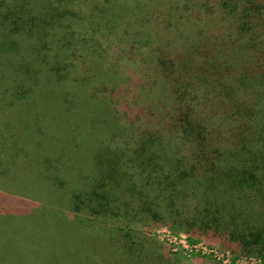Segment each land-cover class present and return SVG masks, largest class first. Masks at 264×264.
Returning a JSON list of instances; mask_svg holds the SVG:
<instances>
[{
  "label": "trees",
  "instance_id": "trees-1",
  "mask_svg": "<svg viewBox=\"0 0 264 264\" xmlns=\"http://www.w3.org/2000/svg\"><path fill=\"white\" fill-rule=\"evenodd\" d=\"M0 120L46 141L35 161L0 144V195L40 244L68 226L55 264L93 249L70 212L122 223L117 240L151 222L264 261V0L0 1ZM9 243L0 261L40 264Z\"/></svg>",
  "mask_w": 264,
  "mask_h": 264
},
{
  "label": "rangeland",
  "instance_id": "rangeland-1",
  "mask_svg": "<svg viewBox=\"0 0 264 264\" xmlns=\"http://www.w3.org/2000/svg\"><path fill=\"white\" fill-rule=\"evenodd\" d=\"M56 99H58V96ZM41 114V111L36 114L38 119H40ZM0 122L3 121L0 120ZM7 125L8 124L4 122L0 125V144L8 146L10 149L14 148L17 158L19 156L18 153L22 150L27 154L28 161L40 159V151L45 147L44 143L46 141L38 138L34 140L33 135L28 136L27 129L25 128L28 127L27 120L11 125L13 133L9 132V127L7 128ZM22 133H24L25 136L22 135ZM22 137H25V139H22ZM24 167H26V165ZM22 175L25 177L26 171H24ZM27 176L30 180L26 182V185L35 188L37 185L35 181L37 175L34 172H29ZM3 185L0 181V191L6 193L8 197L12 195L14 191L13 189H8L10 185ZM4 187L7 189L4 190ZM25 191L28 190L26 189ZM13 195H15V193ZM6 197L0 195V231L8 234L11 244L9 243L7 245L14 251L22 249V247L25 250L34 249V253H36L35 258L38 259L40 264H55L56 262L51 257L52 247L57 248L55 245L57 241L55 240L63 238L62 234H65L63 232V227L68 226H61L62 230L59 231L52 228L46 230L43 227L44 232L50 239H48V243L43 241L42 244H40V221L33 222L32 219L34 217L25 215L20 217V215H18L19 213L17 214L16 212L14 216L15 213L13 212L16 211L18 203L13 201V198L9 199ZM5 208L10 210H5ZM3 209L4 212L10 211L11 214H2ZM68 215H70L68 221L73 222L74 229H76L80 238L81 248L93 247V249L90 250L91 255L89 258L85 259L82 264L88 259H93L97 261V263H100L103 262V258L106 259V264H147L138 260L139 256L143 257L144 260L146 259L142 256V254H144L143 252L147 253L146 256L149 255L153 261L155 260L159 264H264V261L260 258L258 259V257L237 256L218 242L203 237H191L184 232L174 231L167 225L153 224L151 222L134 223L129 226L128 229L124 228L127 232L130 229L132 234L131 239L125 241L123 238L117 240V237H112V234L117 231L116 226L124 227V225L118 221H114L113 219L104 221V219L102 220L101 218L89 217L73 212H70ZM39 219L42 218L39 217ZM31 224H35V226L32 227ZM76 226L78 228H76ZM65 229L67 230L68 228ZM97 234L101 236V240L97 244L98 247H94L92 238ZM55 237L57 238L55 239ZM136 240L140 243L135 244L132 242ZM127 242L129 243L128 247L131 245L135 250L124 248ZM0 264L5 263L0 261ZM62 264L71 263L64 260Z\"/></svg>",
  "mask_w": 264,
  "mask_h": 264
}]
</instances>
